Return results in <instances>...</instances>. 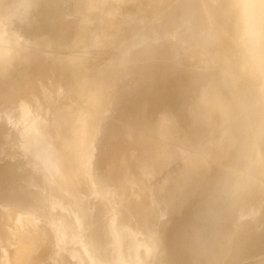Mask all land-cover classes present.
I'll use <instances>...</instances> for the list:
<instances>
[{
	"label": "bare ground",
	"instance_id": "1",
	"mask_svg": "<svg viewBox=\"0 0 264 264\" xmlns=\"http://www.w3.org/2000/svg\"><path fill=\"white\" fill-rule=\"evenodd\" d=\"M172 1L0 0V142L10 129L33 117L44 100L51 95L70 90L74 95L70 96L72 99L85 101L88 100L92 87L96 86L101 92L109 82L116 84L120 81L119 73L107 69L106 63L96 65L95 54L84 53L83 50V53L79 52L81 48L85 50L89 45L84 46L88 43L92 44L97 53L110 42L116 41L121 46L122 54L142 58L164 55L183 60L189 53L199 54L203 59L226 69L228 73L235 74L232 75L235 78L230 75L235 82V91L231 94L226 88L219 87L216 88V94H228L233 100L230 103L238 102V109L245 112V104L251 103L255 98V95L247 98L251 91L254 92L251 84L258 85L251 78L257 80L258 76L264 75V61L260 60L262 55L258 49L260 40L264 44V0H207L205 4H201L199 0H177L166 10ZM134 2L138 4L132 5ZM160 13H166L162 22L135 23L136 26L129 35L117 34L120 21L124 18L132 19L133 15L151 18ZM229 18L238 21L239 33L249 37V44L240 40L238 35L230 33L226 26ZM196 21L198 27H195ZM134 33L135 35H131ZM61 51L64 53L61 54ZM261 58L264 59V53ZM25 67L26 70L23 71ZM248 67L257 68L256 74L251 78L246 74L250 70ZM239 78L251 84L244 81L243 84L239 83ZM39 83H44V93L41 92ZM221 83L225 85L224 82ZM164 95L167 97L165 102L150 100L146 113L141 118L142 128L153 129V123L156 122L153 109L167 110L172 104L170 94L164 91ZM95 97L94 102L104 113H112L111 105L106 102L108 97ZM89 104L91 106V101ZM261 105L264 110V102ZM79 109L80 107L69 102H61L52 116L46 119L50 125L45 136L36 135V140L44 141V149L40 148L36 158L37 164L49 167V172L42 181L27 177L6 179V165L3 164L2 155L0 156V211L4 204H17L19 210L23 209L30 220L25 229L32 245L21 256L20 264H144L141 256L145 255L138 253L142 247L132 242L120 219L113 213L114 200L105 199L106 195L111 194V186L115 180L108 174V189L105 191L102 188L106 180L102 178L104 176L101 169L105 170L108 166L107 156L100 157L96 147L103 137L102 122L92 120L89 113L84 114V110ZM245 117L247 118L243 121L240 117L237 124L246 125L247 122L250 125L246 134L254 140L253 145L255 143L260 149V157H264V111L260 115L252 111L246 113ZM64 120V123L70 122L71 125H62L63 131L60 133L61 125L58 124ZM187 121L190 123V120ZM173 123L176 134L181 135L182 132L186 135L184 124L188 123L181 113L177 115V120L174 118ZM110 133L112 132H108L105 138L113 135ZM238 133L243 134L242 131ZM131 138L129 144L126 143V138L120 141L122 149L127 153L131 146L136 148L127 158V176L137 179V183L149 176L152 185L147 187L145 193H149L151 198L153 191L158 192L155 184L163 180L161 169L158 171L150 168L159 156L158 142L154 138H147L146 134L133 135ZM63 142L70 144L69 154H66L68 148L64 149V154L58 150V145ZM79 145L80 149L77 148ZM249 145L239 150L235 158L241 161V165H248L262 174L258 163L260 160H257L258 150L255 151L256 147L247 148ZM16 146L24 149L20 141L16 142ZM169 156L171 159L168 162L177 160L175 156ZM165 164L166 161L163 162V167ZM176 169L177 167L168 174H174ZM192 179L188 177L180 181L177 176L172 181L165 179L163 188L167 191L161 198L162 206L152 210L151 214L148 213L149 220L153 222L151 234L155 240V260L158 263L160 261L159 264H164L166 258L169 260L168 264H224L225 261V264H263V258L259 260L256 255L246 261L247 254L264 233L263 217L256 219L257 217L246 214V224L227 238L218 252H213L208 245L221 238L224 221L232 217L240 203L252 197L251 190L239 180L226 175L225 202H222L219 195L215 196L216 191H211L215 194L211 196L209 192L196 203L194 197H184ZM215 185L209 180L204 183L207 188L214 189ZM152 202L154 205L153 198ZM198 205L202 216L196 221L205 226L204 232L209 236V241L201 244L203 241L200 243L191 234L192 245L183 254V258L177 259V252L184 247L191 229L188 215L193 211L196 213ZM182 207L186 214H183ZM170 217L174 218L173 230L168 243H164L162 232ZM130 226L132 229L133 225ZM253 235L256 238L253 239ZM195 243L199 245L195 246ZM263 250L264 247H260L254 253ZM3 264L11 263L4 259Z\"/></svg>",
	"mask_w": 264,
	"mask_h": 264
},
{
	"label": "rangeland",
	"instance_id": "2",
	"mask_svg": "<svg viewBox=\"0 0 264 264\" xmlns=\"http://www.w3.org/2000/svg\"><path fill=\"white\" fill-rule=\"evenodd\" d=\"M176 1L173 0L172 4L166 7V10L172 7ZM199 1L201 4L207 2V0ZM135 3L138 4V2H134L132 5ZM165 14L160 13L151 18L143 15H133L132 19L124 18L120 21L117 34L122 36L129 35L133 32L136 26L135 23L143 24L150 21L162 22ZM227 20L226 26L230 33L234 36L238 35L239 37H237L240 40L243 39L246 41V44H249V41L251 42L249 37L244 34L240 35L239 33L237 28L238 21L234 18ZM195 24V27H198V21ZM257 27L260 26L257 25ZM131 35H135V33ZM87 45L89 46L87 47ZM263 46V40H260L258 49L262 55L261 57H263L264 53ZM84 47L88 49L85 48L84 50L81 48L78 51L81 53L84 51V53L89 52L93 55L95 54L96 65L102 62L106 63L107 69H111L110 71L113 70V73H119L118 78L120 81L116 84H113V81L109 82L101 92L98 88L96 89V86L92 87L91 93L87 96L88 100L85 101L78 98L72 99L70 96L74 95L71 94L70 90L53 94L47 100H44L36 114L31 117L32 120L30 118L10 129L5 139L0 142V156L2 155L3 164L6 165L4 171L5 177H7L6 179L27 177L31 180L39 179L42 181L45 175L48 174V165L37 164L36 158L39 155L40 148L44 149V141L36 140V135L42 134L45 136L44 133H47L50 125L46 119L51 117L56 108L64 101L80 107L79 111L83 109L84 114L85 112L89 113L88 116L92 120L102 122L101 133H103V137L96 146L98 147L97 154L99 153V156L102 158L104 156L108 158L107 168L105 170L101 169L104 177H100L106 180L102 188L105 191L108 189V174H111L113 180H115L111 186V194L109 196L106 195L105 199L111 198L112 201L114 200L113 213L120 219L132 242H135L138 247H142L138 253L141 252V254L145 255L144 257L141 256V262L144 264L160 263V261L158 263L155 260L156 253L153 244L155 240L152 239L153 235L151 234V223L153 222L149 220L148 217L150 216L148 213L151 214L152 210L162 206L163 201L161 198H163V195H166L165 193L167 191L163 188L165 185L164 182L168 179L172 181L176 176L180 181L188 177L190 179L193 178L188 183L185 192L186 196L184 197H194L193 200L196 199V203L201 201L202 197L211 191H216L215 196L219 195L222 202H225L227 195L224 194V176L226 175L239 180L248 190H251L252 197L240 203L234 210L232 217L224 221L221 238L217 241L209 242L208 245L215 253L222 248L227 238L246 224V217H248L246 214L249 213V217L251 215L257 217L256 219L264 218V177L262 175L264 174V157H260V149L257 148L255 143L253 145L254 140L249 134H246L248 133L247 128L250 125H247V122L246 125L237 124L240 117L242 121L244 118H247L245 117L246 113L254 111L260 115L264 111L262 108L263 105H261L264 102V75L262 77L258 76L259 78L257 80L251 78L252 75L256 74L257 71L255 72V70L257 68L250 69L248 67L250 70L246 74L258 85L251 84L242 78L238 79L239 83L243 84L244 81L251 84V88H254V92L251 91V94L247 95V98H250L251 95H255V98L251 103H244L245 108L242 107L245 112H243L238 109V102L230 103L233 100L228 94L224 92H221L222 95L216 94L219 87L226 88L230 93L235 91V82L231 79V76L235 74L233 72L228 73L226 69L216 66L207 59H203L199 54L189 53L183 60L174 57L168 58L164 55H152L142 58L135 55L122 54L121 46L116 41L110 42L107 47L101 48L97 53L94 51L91 43L86 44ZM186 49L188 51L191 50L189 48ZM60 53L63 54L64 52L61 51ZM261 57L260 60L263 62L264 59ZM255 66L257 67V65ZM22 70L25 71L26 67ZM221 82H224L225 85ZM39 85L42 89L41 92L43 91L44 93L46 89L43 88L44 83H39ZM213 85L214 87H212ZM164 91L170 94L169 99H171L172 104L168 106L167 110L163 108L160 111L159 109H153L155 114L154 121H156L153 123V129H148V127L142 128L140 126L141 118L146 113L147 105L151 99H159L165 102L167 97L164 95ZM96 95L98 98L108 97L106 102L111 105L112 113L108 112L106 114L97 106L96 102H94ZM90 101L92 107L89 104ZM178 110L179 112H177ZM179 113L182 114L183 119L188 123L184 124L187 129L186 135L182 132H180L181 135L176 134L174 128L173 120L174 118L177 120ZM187 120H190V123ZM64 122L65 120L58 124L61 125L60 133L63 131L62 125H71L70 122ZM110 131L112 132L110 134L114 136L105 138L106 134ZM241 131L243 134L238 133ZM140 134H146L147 138H154L158 142L157 149L159 156L150 168L158 171L161 169L163 173L160 175L163 180L155 184L158 190L156 193L153 191L155 199L153 194H151L150 198V194L145 193L147 187L152 185L149 176L142 178L140 180L141 183H137V179L133 180L134 177L131 175L127 176V158L129 154L136 151V148L131 146L129 153H127L122 149L120 141L126 138V143L129 144L132 141L131 136ZM245 139L248 141L246 142ZM19 141L22 142L24 149H19L16 146V142ZM13 142L14 144H11ZM249 142L251 143L250 145ZM245 144L249 145L247 148L256 147L255 151L257 152L258 150L259 157L257 160H260L258 163L261 166L260 169L263 171L262 174L255 172L248 165H241V161L235 158L239 150L246 148L247 145L245 146ZM58 146L60 147L58 150L62 151L63 154L66 148H68L66 154L70 153L69 143L63 142ZM77 148L80 149V145ZM168 155L175 156L177 160H174L175 162H168V159H171ZM164 161H166V164L163 167ZM176 167L177 169L174 174H168ZM123 172H125L124 175L126 176L122 174ZM146 174L148 175L149 171ZM221 174L222 176L220 177L219 175ZM208 180L213 181L214 185L219 183V181L220 183L217 186L215 185L216 187L214 189L204 187V183ZM216 180L218 181L216 182ZM161 192L163 193L161 194ZM212 192L211 196L215 194ZM152 198L155 201L154 205ZM147 199L150 200V203L149 200L146 202ZM186 204L185 201L184 205ZM198 207L196 213L193 211L188 215L190 217L191 229L188 231V238L185 241L184 247L177 252V259L183 258V254L192 245L193 238L191 234L196 236L200 243L203 241L201 244H207V241H209V236L207 237V234L204 232L205 226L200 223L198 224L196 221L202 216V210L199 205ZM182 208L183 214H186L184 207ZM135 212H137V216ZM172 220L174 218L170 217L169 222L166 223L162 232V241L164 243L170 239L171 231L173 230ZM20 221L21 223H19ZM29 221L28 215L23 209L19 210L17 204H4L3 209L0 211V264H3L4 259L8 260L11 264H20L21 256L32 245V242L28 240L27 230L25 229ZM130 225H133L132 229ZM260 247H264V233L247 254L246 261L255 255L259 260L261 258L264 260V250L258 251L256 254L254 253ZM218 259L222 260L223 258L218 257ZM168 261L166 258L163 263L168 264ZM225 262L223 263L225 264Z\"/></svg>",
	"mask_w": 264,
	"mask_h": 264
}]
</instances>
